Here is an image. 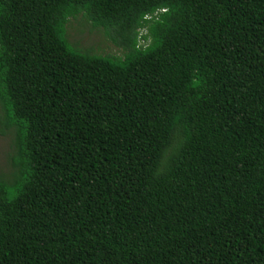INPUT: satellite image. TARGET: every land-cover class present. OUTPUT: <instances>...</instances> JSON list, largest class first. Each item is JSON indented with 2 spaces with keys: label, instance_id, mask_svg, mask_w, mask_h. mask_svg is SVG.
Segmentation results:
<instances>
[{
  "label": "trees",
  "instance_id": "trees-1",
  "mask_svg": "<svg viewBox=\"0 0 264 264\" xmlns=\"http://www.w3.org/2000/svg\"><path fill=\"white\" fill-rule=\"evenodd\" d=\"M0 106V264H264V0H0Z\"/></svg>",
  "mask_w": 264,
  "mask_h": 264
},
{
  "label": "rangeland",
  "instance_id": "rangeland-1",
  "mask_svg": "<svg viewBox=\"0 0 264 264\" xmlns=\"http://www.w3.org/2000/svg\"><path fill=\"white\" fill-rule=\"evenodd\" d=\"M145 33V28L139 30L138 43L140 45L148 43V40L146 41L141 37ZM66 37L72 46L82 51L87 50L92 53L117 56H121L124 52L120 46H117L111 40L104 28L94 27L83 12L68 18ZM2 117L3 113L0 106V176L8 179L15 170L13 156L16 153V148L14 145V131L12 128L5 129L3 127Z\"/></svg>",
  "mask_w": 264,
  "mask_h": 264
}]
</instances>
